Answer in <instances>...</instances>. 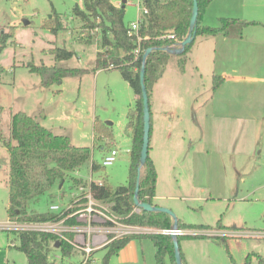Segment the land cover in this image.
Returning a JSON list of instances; mask_svg holds the SVG:
<instances>
[{"label":"rangeland","instance_id":"1","mask_svg":"<svg viewBox=\"0 0 264 264\" xmlns=\"http://www.w3.org/2000/svg\"><path fill=\"white\" fill-rule=\"evenodd\" d=\"M81 1L0 0V35H10L0 51V131L7 132L11 112L24 111L53 133L69 136L73 145L91 148V159L80 175L73 173L82 182L102 181L115 187L126 184L131 161L127 113L134 105V93L129 84L117 69H101L44 87L27 67L34 63L93 68L98 31L93 30L85 42L87 31H81V21L71 13ZM241 8L242 17L260 23L245 27L241 37L226 41L220 37L207 45H200L197 36L184 69L171 58L153 86L165 111L160 117L152 115L153 124L160 125L156 200L186 223L212 226L186 230L215 231L214 236L179 237L188 264H264V0H244ZM142 9L143 0H126L125 24L136 22ZM56 15L63 28L52 32L48 25ZM56 46L74 55L57 60L48 52ZM213 72L222 77L215 90ZM95 120L112 131L110 140L96 138ZM111 148L117 150L115 161L103 166L102 158ZM92 161L98 169H91ZM8 169L9 155L0 145V264H27L17 248L15 230L9 227ZM70 184H56L51 194L31 201L30 208L45 211L51 204L65 208L83 195L78 185ZM95 202L99 211L110 209L107 202ZM83 204L87 203L79 205ZM219 221L229 226L216 227ZM93 253L96 264H103L107 249ZM56 255L69 264L81 259L79 251L65 258L58 251ZM111 257L114 264H156L148 237L129 240Z\"/></svg>","mask_w":264,"mask_h":264},{"label":"trees","instance_id":"2","mask_svg":"<svg viewBox=\"0 0 264 264\" xmlns=\"http://www.w3.org/2000/svg\"><path fill=\"white\" fill-rule=\"evenodd\" d=\"M213 0H197L198 15L195 30V38L187 44L180 54H172L167 49L175 48V40L167 37L173 34L177 40H182L189 31V21L193 7V0H143V6L147 12L138 18L139 28L131 32L130 25L124 22L125 3L116 5L110 0H82L81 6L76 4L72 8V15L81 21V31H87L85 42L91 40L92 31H98L99 49L96 51L94 66L91 69L71 66L45 65L29 63L28 70L40 77V83L44 87L62 82L65 77L81 76L89 70L95 72L98 69H117L122 78L129 84L134 95V105L127 113V129H131L130 165L126 184L111 187L106 182L99 185L95 181L89 184L81 181L83 178L73 173L91 159V148L88 146H76L72 144L67 135L55 134L34 117L24 111L18 110L11 114L9 136L3 137L0 133V141L5 146L9 155L8 169V203L7 216L10 221L16 222H46L59 221L70 211L84 207L74 204L70 210L35 211L30 208L31 201L51 194L53 187L61 182H71V186L88 187L96 200L107 202L113 213L127 224L140 225L154 228H169L173 220L164 212L134 211L133 195L139 175L138 198L141 201L153 203L156 187V169L149 155L151 133V91L154 84L162 76L168 61L176 58L180 70L184 69L188 59V52L197 36H223L241 37L245 27L260 22L238 17H220L218 24L210 26L201 22L207 7ZM48 28L56 32L63 28L56 15ZM9 34L0 35V51L6 45ZM140 47V54L135 55V49ZM166 47L167 49H164ZM151 48L145 60L144 84L147 91L150 111V133L148 156L139 168V156L142 143V96L140 85V69L142 54L145 49ZM48 52L57 60H67L74 55L71 50L63 47H51ZM222 77L213 74L212 89L215 90L221 83ZM96 138L110 140L112 131L100 120L94 121ZM91 169H98V165L92 161ZM70 225L79 224L74 217L65 221ZM208 225H191L182 222L178 218V228H203ZM216 227H223L217 223ZM18 238L17 248L22 251L27 264H69L64 259L58 258L56 251L63 258L70 257L75 249L67 241L57 234L39 230H15ZM66 236L72 238V232H66ZM201 237L199 235H185ZM148 237L154 246V259L156 264H176L173 249V239L170 235L153 233L126 235L115 238L105 245L107 253L103 264L118 252L133 238ZM177 237V241L179 240ZM225 242V239L221 240ZM58 242V246H55ZM183 264V253L180 251Z\"/></svg>","mask_w":264,"mask_h":264},{"label":"built area","instance_id":"3","mask_svg":"<svg viewBox=\"0 0 264 264\" xmlns=\"http://www.w3.org/2000/svg\"><path fill=\"white\" fill-rule=\"evenodd\" d=\"M147 12L143 6L142 15ZM141 15V16H142ZM140 17V16H139ZM139 20L131 22V32L138 31ZM167 37L175 40L173 46H177L181 40H177L173 34L167 35ZM140 47L135 49V55L140 54ZM117 150L111 148L102 158V165L109 166L115 161ZM92 180H90L91 182ZM101 185L102 181H95ZM78 189L83 195L76 197V199L68 204L65 208H61L57 204L49 205L52 211H67L73 206V203L78 202L81 198H84L87 203L84 207L70 211L64 218L59 221H46V222H16L12 221L11 229L13 230H39L47 231L57 234L61 239L67 241L76 251L81 254V259L78 264H95V258L93 257V251L99 247L105 246L107 243L115 238H121L126 235H139V234H153L160 233L166 235H199V236H214L215 231L209 230H186L182 228H154L145 227L140 225L127 224L121 221V218L111 211V209L105 207L107 211L102 212L95 209L93 206L98 205L93 194L88 187L79 186ZM83 200V199H82ZM100 202V201H99ZM102 207V206H101ZM134 211L139 212L140 209L134 206ZM74 217L79 223L77 225L67 224L65 221L68 218ZM66 232H72V238L65 235Z\"/></svg>","mask_w":264,"mask_h":264},{"label":"water","instance_id":"4","mask_svg":"<svg viewBox=\"0 0 264 264\" xmlns=\"http://www.w3.org/2000/svg\"><path fill=\"white\" fill-rule=\"evenodd\" d=\"M125 1V0H122ZM124 3V2H123ZM197 15H198V5L197 0H193V7L191 11L190 21H189V31L186 34V36L179 42L177 47L167 49L164 47V49H167L172 54H180L185 46L193 41L195 38V26L197 21ZM24 23H28L26 20H24ZM151 48L145 49V51L142 54V65L140 69V85H141V96H142V121H143V133H142V143H141V149H140V156H139V168L140 171L141 167L144 165L147 156H148V146H149V133H150V111H149V102H148V96L146 87L144 84V70H145V60L147 55L150 53ZM107 124H110L109 121H107ZM139 175L137 177V182L134 189V195H133V203L134 206L138 207L140 210L145 211H156V212H164L171 216L173 223L171 225L172 228L178 227V218L171 212V210L162 207L157 206L154 204H150L149 202H144L139 200L138 198V188H139ZM173 239V249H174V257L176 264H183L182 257L180 254V249L178 246L177 236L170 235ZM55 246H58V242H56Z\"/></svg>","mask_w":264,"mask_h":264},{"label":"crops","instance_id":"5","mask_svg":"<svg viewBox=\"0 0 264 264\" xmlns=\"http://www.w3.org/2000/svg\"><path fill=\"white\" fill-rule=\"evenodd\" d=\"M123 2H126V0L125 1H122V3ZM243 3H244V0H213L209 4V6L207 7V10H206V13H205L206 14L205 15V20H204L205 21V24L210 25V26H215V25H213V24H215L213 22H216L217 21V24H218V19L220 17H238V18H244V19H246L247 18L246 15H244L246 17L245 18V17H242V15L240 13V12H244L243 9L241 8L242 5H243ZM198 37H197L198 38V42L201 43L200 45H203V44L207 45L208 41L213 40V39H216V38L219 39L221 37V40L222 41H226L224 39H227L228 38V37H223V36H215V37H213V36H198ZM100 70L101 69H98L96 71H100ZM213 74H215V73L213 72ZM134 100H135V95H134ZM150 109H151V133H150L149 155H150V157H151L154 165L156 166V162L157 161L155 159L157 157H156V154H155V151H156L155 149L158 147V145L160 143V125H159V123H157L156 125H155V123L153 124L152 115L155 114V115H159V117H160V114L162 112H165V111H164L163 108H161L159 106L158 100H156V97H155V93H154V89L153 88H152V91H151V106H150ZM13 112H11V114ZM11 114H10V117H11ZM205 115H206V113H205ZM45 117H46V114L43 113L42 118H45ZM159 117L156 120H159L160 119ZM40 123H42V122H40ZM170 125H171V120L168 118V120H167V126H170ZM9 129H10V119H9V126H8V129H7V132L8 133L7 132H4L5 134H3L1 132L2 130L0 131V133L2 134L3 137H8L9 136ZM6 133H7V136H6ZM0 145H2V147L6 150L5 146L1 143V141H0ZM75 175H80L79 174V170L75 171ZM156 199H157L156 198V195H154V197H153V203H154V205L162 206V205H160L157 202ZM179 219L182 222L186 223L181 218H179ZM186 224H190V223H186ZM197 225H208V224H206V223H200V224H197ZM221 225H223L225 227L226 226H229V225L223 224V223ZM210 227H212V226H210ZM185 229H187V228H185ZM182 236H185V235H182ZM186 237H188V236H186ZM100 249H107V248L105 246H102V247L97 248L96 250H100ZM184 261H185L186 264H188L186 262L185 258H184ZM125 262H127V261H125ZM95 264H96V262H95ZM106 264H114L113 258L110 257L108 259V261H107Z\"/></svg>","mask_w":264,"mask_h":264}]
</instances>
